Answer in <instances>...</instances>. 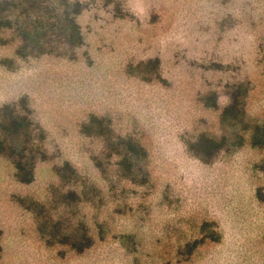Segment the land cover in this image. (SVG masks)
Returning a JSON list of instances; mask_svg holds the SVG:
<instances>
[{
  "label": "rangeland",
  "instance_id": "1",
  "mask_svg": "<svg viewBox=\"0 0 264 264\" xmlns=\"http://www.w3.org/2000/svg\"><path fill=\"white\" fill-rule=\"evenodd\" d=\"M80 1L75 48L0 30V264H264V147L221 118L243 85L264 125V0Z\"/></svg>",
  "mask_w": 264,
  "mask_h": 264
},
{
  "label": "trees",
  "instance_id": "2",
  "mask_svg": "<svg viewBox=\"0 0 264 264\" xmlns=\"http://www.w3.org/2000/svg\"><path fill=\"white\" fill-rule=\"evenodd\" d=\"M84 9L80 0H0V30H9L20 42L19 54L52 53L59 45L72 49L83 44L82 28L77 18ZM246 89L241 85L233 92L232 102L224 109L221 118L232 129L240 124L241 133L251 135L250 141L254 147H264V125L251 126L245 120L244 103L240 97ZM14 122L16 130L24 126L17 120ZM241 133L234 131V139L228 135L221 139L202 135L195 145L198 155L211 160L226 145L241 146L244 140ZM4 150L5 145L0 140V153ZM133 151H136L134 146ZM262 168L264 170V162ZM1 237L0 231V240Z\"/></svg>",
  "mask_w": 264,
  "mask_h": 264
}]
</instances>
